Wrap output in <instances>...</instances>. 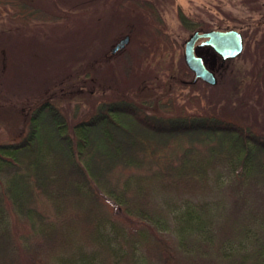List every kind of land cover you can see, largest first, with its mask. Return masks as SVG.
I'll return each mask as SVG.
<instances>
[{"label": "trees", "instance_id": "1", "mask_svg": "<svg viewBox=\"0 0 264 264\" xmlns=\"http://www.w3.org/2000/svg\"><path fill=\"white\" fill-rule=\"evenodd\" d=\"M130 1L154 23L144 36L171 43L156 8ZM0 6L22 26L59 18L29 0ZM79 111L43 99L18 140H0V264H264L262 134L178 111L171 94L157 111L130 97Z\"/></svg>", "mask_w": 264, "mask_h": 264}, {"label": "rangeland", "instance_id": "2", "mask_svg": "<svg viewBox=\"0 0 264 264\" xmlns=\"http://www.w3.org/2000/svg\"><path fill=\"white\" fill-rule=\"evenodd\" d=\"M29 1L59 18L22 26L8 18L9 7L0 6V140H18L30 110L43 99L70 118L75 104L82 115L101 100L121 97L157 111L170 94L178 111L217 115L264 136V55L258 42L264 0H146L164 21L171 43L144 36L143 28L154 23L130 0ZM178 6L205 23L200 32L236 28L243 34V50L233 58L222 60L208 45L196 48L214 72V84L179 76L186 66L185 41L194 30L181 24ZM126 34L129 42L112 54ZM139 51L140 58L133 59ZM222 193L230 194L226 188Z\"/></svg>", "mask_w": 264, "mask_h": 264}, {"label": "water", "instance_id": "3", "mask_svg": "<svg viewBox=\"0 0 264 264\" xmlns=\"http://www.w3.org/2000/svg\"><path fill=\"white\" fill-rule=\"evenodd\" d=\"M204 38L198 45L210 46L222 60L233 58L239 55L243 50L242 32L236 28L228 29H210L207 31L195 30L185 41L184 45V61L190 70L202 80L214 84L216 77L214 73L205 65L203 58L195 51V42L198 38ZM130 40V36L126 34L111 48L114 53L118 49L123 48Z\"/></svg>", "mask_w": 264, "mask_h": 264}, {"label": "flooded vegetation", "instance_id": "4", "mask_svg": "<svg viewBox=\"0 0 264 264\" xmlns=\"http://www.w3.org/2000/svg\"><path fill=\"white\" fill-rule=\"evenodd\" d=\"M262 23H263V26H262V30H261V34H260V38H259L258 42H259V45H261L262 48H263V55H264V21H262ZM242 36H243V34H242ZM203 40H204L203 37L197 39V41L195 42V51H196V48H197V47L204 46V45H201V46L198 45V44H199L200 42H202ZM243 45H244V40H243ZM261 70H262V72L264 71V65L261 67ZM211 71H212V70H211ZM212 72H213V71H212ZM213 73H214V72H213ZM214 75H215V74H214ZM197 78H198V77H195V74H194V72H193V80L195 81Z\"/></svg>", "mask_w": 264, "mask_h": 264}]
</instances>
